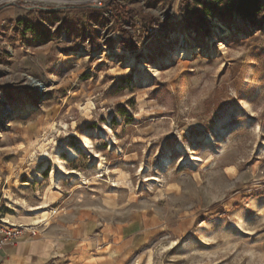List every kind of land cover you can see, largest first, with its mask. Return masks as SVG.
Here are the masks:
<instances>
[{"label":"rangeland","instance_id":"obj_1","mask_svg":"<svg viewBox=\"0 0 264 264\" xmlns=\"http://www.w3.org/2000/svg\"><path fill=\"white\" fill-rule=\"evenodd\" d=\"M107 2L0 0V218L37 231L18 261L264 264V4Z\"/></svg>","mask_w":264,"mask_h":264},{"label":"trees","instance_id":"obj_2","mask_svg":"<svg viewBox=\"0 0 264 264\" xmlns=\"http://www.w3.org/2000/svg\"><path fill=\"white\" fill-rule=\"evenodd\" d=\"M213 3L210 5L208 11L210 16L216 18L220 22H225L233 14L238 15L241 18L249 19L251 16L256 15L260 11V0H211ZM105 7L111 13V15L118 19L120 17H129L133 19L138 14L135 10L129 8H123L116 3V0H108ZM201 22L202 19H199ZM145 30V34L149 31V26L141 24Z\"/></svg>","mask_w":264,"mask_h":264},{"label":"built area","instance_id":"obj_3","mask_svg":"<svg viewBox=\"0 0 264 264\" xmlns=\"http://www.w3.org/2000/svg\"><path fill=\"white\" fill-rule=\"evenodd\" d=\"M102 0H95L99 5ZM35 229H27L21 225L11 224L0 218V253L7 247L14 248L20 242L24 235L35 237Z\"/></svg>","mask_w":264,"mask_h":264},{"label":"bare ground","instance_id":"obj_4","mask_svg":"<svg viewBox=\"0 0 264 264\" xmlns=\"http://www.w3.org/2000/svg\"><path fill=\"white\" fill-rule=\"evenodd\" d=\"M213 26L216 28V30L218 32L225 33L227 31L221 24H219L217 22L213 23ZM189 49H190V46L188 44V46L186 47V49H184V50H182L180 52V59H185V58H187L189 56V54H190ZM30 84H31V86L33 88H35L37 90L41 86L40 82L35 81V80L34 81H30ZM0 105L2 106L1 109H0V124H3V123H5V119H6V116H7V111H6L4 102L0 101ZM68 155H69L70 158H75L76 157V154L74 152H72V151H70ZM7 218L12 219V220L15 221V218H13V217L8 216ZM6 221L9 222V223H11L10 220H7L6 219ZM24 221H26L27 223H31V220H29V221L24 220Z\"/></svg>","mask_w":264,"mask_h":264},{"label":"crops","instance_id":"obj_5","mask_svg":"<svg viewBox=\"0 0 264 264\" xmlns=\"http://www.w3.org/2000/svg\"><path fill=\"white\" fill-rule=\"evenodd\" d=\"M22 239L20 240V242L22 241ZM42 245L46 246L47 244H40L38 245V248H41ZM19 247L21 248V245ZM13 250L14 249L7 247L0 253V264L1 262L3 264H23L22 262L18 261V255ZM17 252L19 253L20 249H18Z\"/></svg>","mask_w":264,"mask_h":264},{"label":"water","instance_id":"obj_6","mask_svg":"<svg viewBox=\"0 0 264 264\" xmlns=\"http://www.w3.org/2000/svg\"><path fill=\"white\" fill-rule=\"evenodd\" d=\"M260 4H264V0H260ZM8 108H6V110H7Z\"/></svg>","mask_w":264,"mask_h":264}]
</instances>
